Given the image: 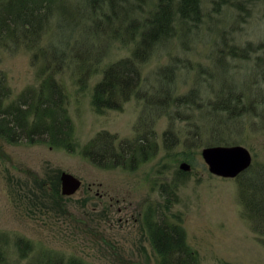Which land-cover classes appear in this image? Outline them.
<instances>
[{
  "label": "rangeland",
  "instance_id": "1",
  "mask_svg": "<svg viewBox=\"0 0 264 264\" xmlns=\"http://www.w3.org/2000/svg\"><path fill=\"white\" fill-rule=\"evenodd\" d=\"M83 7L82 0H64L58 10L72 12L70 21H75L77 9L82 12ZM50 21L39 46L62 39L56 17ZM85 23L79 26L80 31H69L60 72L75 150L67 152L44 143H11L0 137V232L6 237L4 248L9 263H58L47 261L51 255L61 258L59 264H66L69 257L82 264H153V251L140 227V214L148 205H158L164 216L183 226L186 242L196 250L199 264H264V244L243 214L235 177H222L207 170L200 148L209 145L208 132L191 136L195 122L201 123V118L193 120L199 117V109H192L189 122L183 116L172 121L174 134H166L171 144L168 148L163 146L161 137L169 117L164 113L154 115L148 128L153 131L156 152L133 169L98 167L81 154L84 143L100 130L116 135L114 143L130 138L145 112L142 97L134 94L117 109L108 108L101 113L92 109L90 90L99 79L100 70L127 56L132 42L110 38L96 61L97 70L91 71L86 85L80 87L71 71L75 63L71 51L86 37L82 31ZM175 27L173 35L139 63V93L154 84L157 67L169 60L178 64L173 75L175 92L183 93L191 86L198 88L203 104L212 97L220 79L236 86L243 97L249 83L264 88L263 0L250 1L240 10L228 4L215 10L211 0H200L199 21L186 30L179 23ZM233 43L239 50L250 47L245 57L225 52ZM32 50L0 49V68L6 73L12 96L35 82ZM244 116L242 126H230L223 132L227 142L223 144L239 143L248 149L251 163L263 164L264 128L258 127L252 114ZM186 139L193 142L183 145ZM180 161H185L188 168H179ZM62 170L80 179L78 188L68 195L60 193L58 175ZM176 170L184 171V176ZM56 176L60 199H54L49 191ZM164 181L170 184L173 198L168 208L161 206L163 196L158 192L159 183ZM17 237L28 242V247L22 246L26 250L23 255L14 242Z\"/></svg>",
  "mask_w": 264,
  "mask_h": 264
},
{
  "label": "trees",
  "instance_id": "2",
  "mask_svg": "<svg viewBox=\"0 0 264 264\" xmlns=\"http://www.w3.org/2000/svg\"><path fill=\"white\" fill-rule=\"evenodd\" d=\"M82 1V12L77 9L76 20L70 21L72 12L58 10L64 0H0V49H33L30 61L36 66L35 82L23 86L13 96L6 73L0 68L2 139L11 143H44L67 152L75 150L73 125L66 107L65 86L60 72L65 62V44L69 31H80L79 26L82 27L83 22H86L82 28L86 37L75 44L71 51L75 59L71 71L75 72L80 87L86 85L91 71L97 70L96 61L100 59L110 38L132 42L127 56L109 62L100 70L101 75L90 90L92 109L97 113L108 108L117 109L132 94L142 97L145 107L144 116L134 126L130 138H120L114 143L116 135L100 130L84 143L80 152L94 165L133 169L149 159L155 154L157 144L148 126L154 115L163 113L169 117V125L162 131L161 137L165 148L171 146L166 134H174L170 128L172 121L182 116L187 122L189 119L191 121L194 108L199 109L200 113L193 120H202L199 119L201 123L195 122L192 129L194 134L191 136L208 132L211 136L207 141L209 144L227 143L223 132L230 126H242L244 115L252 114V117H256L258 127L264 128V88L249 83L243 97L242 91L235 89L236 86L220 79L218 86L213 89L212 97L203 104L199 101L198 88L191 86L183 93L175 92L173 75L178 67L175 60L159 65L154 74V84L139 93V63L173 35L176 23L186 30L199 21L200 0ZM250 1L253 0H211V6L218 10L228 4L240 10ZM143 11L145 13L142 15ZM54 17L58 21L57 28L62 29V39L58 43L39 46L42 32ZM238 50L233 43L225 52L232 56L240 53L245 57L250 47L244 46ZM261 82L264 84V75ZM192 142V139H186L183 145L189 146ZM176 173L184 176L185 172L176 170ZM235 179L243 214L258 236L257 239L264 244V163H250ZM57 183L56 176L49 187L54 199L62 197L58 193ZM169 185L165 181L158 185V192L163 196V208H168L173 199ZM158 208V205H148L140 214V227L146 232L153 251V264H199L196 250L186 242L183 226L177 220L168 219L161 213L162 208L161 211ZM14 242L20 249V255H23L26 250L22 246L28 247V242L21 237H17ZM5 244L6 237L0 232V264H10ZM48 256L49 263L50 260L58 262L56 264L62 262L60 257ZM66 264L82 262L69 257Z\"/></svg>",
  "mask_w": 264,
  "mask_h": 264
},
{
  "label": "water",
  "instance_id": "3",
  "mask_svg": "<svg viewBox=\"0 0 264 264\" xmlns=\"http://www.w3.org/2000/svg\"><path fill=\"white\" fill-rule=\"evenodd\" d=\"M200 156L210 173L222 177H235L251 163L248 149L239 143L204 145L200 148ZM178 167L186 169L188 164L180 161ZM58 179L62 195L74 192L80 185L78 177L64 170L59 172Z\"/></svg>",
  "mask_w": 264,
  "mask_h": 264
}]
</instances>
